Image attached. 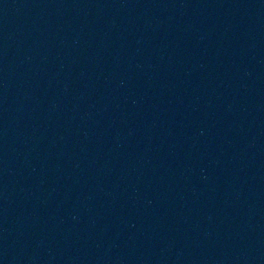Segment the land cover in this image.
<instances>
[{
    "label": "water",
    "instance_id": "95a60500",
    "mask_svg": "<svg viewBox=\"0 0 264 264\" xmlns=\"http://www.w3.org/2000/svg\"><path fill=\"white\" fill-rule=\"evenodd\" d=\"M0 264H264V0H0Z\"/></svg>",
    "mask_w": 264,
    "mask_h": 264
}]
</instances>
